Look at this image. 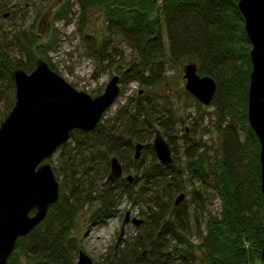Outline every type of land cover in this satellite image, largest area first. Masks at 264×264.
Returning a JSON list of instances; mask_svg holds the SVG:
<instances>
[{"label": "trees", "instance_id": "obj_1", "mask_svg": "<svg viewBox=\"0 0 264 264\" xmlns=\"http://www.w3.org/2000/svg\"><path fill=\"white\" fill-rule=\"evenodd\" d=\"M237 1L77 0L81 20L91 9L101 10L105 17L107 39L98 41L88 35L82 38L87 55L100 63L109 61L108 44L118 37L140 58L138 64L127 68L128 73H124L127 69L119 72L121 83L131 80L150 88L162 76L165 61L196 63L198 74L216 82L210 105L217 114L219 155L207 159L198 153L197 141L185 136V165L184 169L177 168L172 115L162 112V117L154 116L159 111L146 98L129 100L115 118L101 120L94 131L70 133L59 156L64 173L73 180L70 192L64 195L60 187L59 199L45 220L29 235L18 238L7 264H74L81 250L74 233L77 214L85 206L97 204L89 220L95 225L106 223L118 213L121 190L134 204L144 203L141 212L145 227L132 246L126 245L105 264H264L260 256L264 239L260 146L247 122L251 45ZM70 7L64 4L59 14L65 15ZM12 42L30 61L13 60L0 49V69L10 87L6 92L10 97L14 84L9 71L22 67L30 70L31 64L42 58L41 45L33 35L17 32ZM195 104L200 107L196 100ZM154 129L166 137L173 152L170 166L160 165L155 158L149 143ZM137 143L143 145L142 154H150L148 165L142 157L133 160ZM111 157L118 159L123 171L135 170L130 183L124 179L105 182ZM76 160L84 166V176L93 181L80 184ZM46 162L51 164V158ZM52 168L58 177L62 169L58 172ZM186 175L190 184L198 181L199 188L189 193V203L184 200L173 208L175 196L184 194L187 188ZM207 189L218 195V215L204 209ZM191 228L199 237L196 244L189 237Z\"/></svg>", "mask_w": 264, "mask_h": 264}, {"label": "water", "instance_id": "obj_2", "mask_svg": "<svg viewBox=\"0 0 264 264\" xmlns=\"http://www.w3.org/2000/svg\"><path fill=\"white\" fill-rule=\"evenodd\" d=\"M237 7L251 45L247 122L260 146V190L264 199V0H238ZM10 78L15 85V102L0 123V264H7L18 238L26 237L43 222L59 199V183L46 160L68 141L72 131H94L121 93L119 75L108 81L100 95L92 97L76 90L41 58L36 59L31 73L15 69ZM183 80L187 93L203 106L210 105L216 82L200 76L196 63L184 65ZM151 144L160 165L173 164L171 149L157 129L153 130ZM142 148L141 143L135 145L134 161L139 160ZM108 163L106 182L123 179L118 159L111 157ZM124 179L130 183L132 176ZM184 198V194L178 195L173 208ZM143 222L126 212L123 228L128 223L140 227ZM260 256L264 261V239ZM74 264L95 263L80 251Z\"/></svg>", "mask_w": 264, "mask_h": 264}, {"label": "rangeland", "instance_id": "obj_3", "mask_svg": "<svg viewBox=\"0 0 264 264\" xmlns=\"http://www.w3.org/2000/svg\"><path fill=\"white\" fill-rule=\"evenodd\" d=\"M1 3L2 0H0V8L2 5H5ZM25 3V1L21 3L23 10L18 11L19 13L13 21L2 22L3 28L0 30V49L13 60L15 59L21 62L30 61L19 48L13 45L12 36L17 32H25L26 34L33 35L36 37L37 43L41 45L42 58H40H44L43 60L49 67L63 77L76 90L84 91L92 97L100 95L104 91L108 81L114 75H120L119 72L129 68L131 64H138L140 62L138 55L118 37H113L108 44V55H111L109 61L100 63L87 55V50L82 43L84 36L95 37L98 41L107 39L105 38L107 37V33H105V17L101 10L91 9L86 17L81 20V12L77 0H32L28 3V7H24ZM66 3L68 5L70 4L71 7L69 11L67 10L65 17V15H62V12L60 14L59 12L63 4ZM161 36L166 46L164 29H162ZM33 50L34 53L37 52L36 45ZM35 62L31 64L30 70L24 69L23 67L20 69L29 74L34 70ZM187 62L184 61L180 64L165 61L162 66V76L150 88L142 87L136 81L129 80L128 82L126 81L127 83L120 82L124 91L105 112L102 119L105 121L115 118L118 109L124 107L130 102L129 100H134L137 97L146 98L148 101L150 100L154 110L159 111V114L155 112L154 116L162 117L163 113L166 112L172 115L174 126L171 131V137L173 140V151L177 156L175 166L179 169H184L185 165V157H183L185 151V136L193 137L197 141L199 144L198 153H202V156L207 159L219 155L220 151L216 110L211 105L203 106L200 104V107H198L195 104V99L192 96L186 95L183 67ZM0 87L4 92V100L0 103L1 123L7 117L15 100L14 92L12 93V97L7 95L6 92L10 90V87L2 75L0 78ZM185 129L188 131L186 132ZM164 138L166 139V137ZM149 143H152V139ZM60 153L61 147L52 155V163L49 164L54 166L58 172L59 168L62 169L59 173L60 175L55 177L59 183V189L61 187L62 193L67 195L70 192L73 180L69 174L64 173L63 167L60 166L62 164L59 160ZM140 157L142 159L144 158L143 163L146 165L151 161L149 153L142 154L141 151ZM74 165H77L75 170L79 174L77 180L80 181V184L88 180L93 181L88 176H84V172L82 171L84 166H81L78 160L74 161ZM128 175L133 177L135 170L129 168L127 171H124L123 178ZM186 179L187 188L183 193L185 194V202L189 203V193L193 189L199 188V182L194 181L190 184L188 180L189 175H186ZM119 194L121 197L119 200L117 199L118 213L106 223L95 225L89 220V216L97 204L85 206L76 216L74 233L78 239L80 251L87 254L95 264H105L107 260L114 259L115 256H118L120 250L123 247L125 248L126 245L132 246L135 237L139 234L141 235L145 227V225L135 227L128 223L123 228V220L126 212H129L132 218L136 217L145 221V216L141 212L145 205L143 202L139 203L137 200L134 204L132 200L126 198L122 190ZM203 204L204 209L207 211H210L212 214H219L220 200L218 195L211 189H207V195L204 196ZM122 228L123 234L121 236ZM189 237L193 243L196 244L199 242V237L192 228L189 231ZM255 264L259 263L256 262Z\"/></svg>", "mask_w": 264, "mask_h": 264}, {"label": "flooded vegetation", "instance_id": "obj_4", "mask_svg": "<svg viewBox=\"0 0 264 264\" xmlns=\"http://www.w3.org/2000/svg\"><path fill=\"white\" fill-rule=\"evenodd\" d=\"M24 1L26 2L24 4V7H28V3H30L32 0H14V1L11 0V2H9V0H2L1 4H5V5H2V7L0 8V20H1L0 21V30H1V28H3L2 22H4V21H10V22L13 21V19L19 13L18 11L23 10V8H21L22 7L21 3L24 2ZM1 67H3L2 64H0V68ZM17 69H20V68H17ZM13 70H15V69H13ZM13 70L9 71V77H10L11 71H13ZM1 75L5 77V75L2 72V69H0V78H1ZM5 80H6V77H5ZM14 93H15V85H14ZM3 95H4V92L2 91V88L0 87V103L2 102V100H4L3 99ZM185 131L187 132L188 130L185 129Z\"/></svg>", "mask_w": 264, "mask_h": 264}]
</instances>
